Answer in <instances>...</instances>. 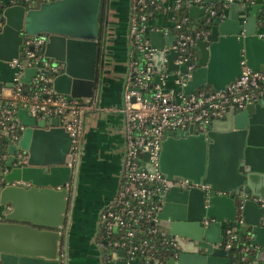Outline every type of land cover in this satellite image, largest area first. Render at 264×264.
Segmentation results:
<instances>
[{"label": "water", "instance_id": "obj_1", "mask_svg": "<svg viewBox=\"0 0 264 264\" xmlns=\"http://www.w3.org/2000/svg\"><path fill=\"white\" fill-rule=\"evenodd\" d=\"M190 3L187 13L198 18L203 7ZM261 6L253 4L241 21L242 7L232 2L205 23V36L193 45L194 67L181 86L184 93L205 84L224 88L241 73L244 58L254 69L264 64V40L254 34ZM109 10L110 0H0V60L18 56L25 34L43 35V60L49 66L42 63L40 71L49 76L53 88L85 100L94 97L97 105L106 55L112 52L108 42L117 35L118 24L110 20ZM164 25L145 34L156 48V68L173 77L183 66L175 62L176 35ZM36 73V66H27L21 80L29 82ZM17 115L26 125L18 144L27 150L28 163L5 173L0 187V264H67L83 130L70 165L73 136L57 115L37 120L25 107H19ZM14 150L10 145L9 165ZM140 164L152 170L144 161ZM159 170L169 179L157 195L155 223L158 236L166 241L161 243L164 255L149 263L139 256L127 259L124 249L114 255L107 247L102 256L109 258L107 264H229L230 251L217 243L224 239L225 226L239 218L238 230L255 247L251 264L264 262V205L259 201L264 198V99L241 109L229 107L206 130L193 132L190 125L188 133L167 134L161 142ZM179 176L210 186L174 185L172 179Z\"/></svg>", "mask_w": 264, "mask_h": 264}, {"label": "built area", "instance_id": "obj_2", "mask_svg": "<svg viewBox=\"0 0 264 264\" xmlns=\"http://www.w3.org/2000/svg\"><path fill=\"white\" fill-rule=\"evenodd\" d=\"M131 1L127 68L122 83L124 149L121 173L114 197L101 211V226L109 238L102 240L100 245L103 249L110 248L114 255L118 249H124L127 259L139 256L151 263L158 257L155 240H149L148 237L138 240L136 237L139 236L138 233L158 236L155 226L159 206L157 195L162 188L167 187L169 180L159 170L162 140L167 134L188 133L190 125L193 132L206 130L213 119L224 117L229 107L241 109L248 103L264 99V64L254 69L246 64L244 58L241 60V73L224 88H200L186 94L181 86L190 78L194 67L191 62L194 57L193 45L197 39L205 36V23L216 14L215 9L211 7L213 1ZM189 1L190 4L203 7L204 11L198 18L187 13L186 3ZM232 2L239 3L242 7L241 21L246 20L253 4H262L256 14L254 34L264 40V0H223V7ZM181 7H185L186 13L180 18H174L172 10ZM158 10H165L170 20L169 28L176 35V42L172 44L177 51L175 62L183 66L172 73L173 83L179 85L177 89L166 84L170 73L165 69L158 71L156 68L153 59L156 48L150 45L145 34L150 28L159 29L150 21ZM2 23L0 17V28ZM241 33L245 35L244 28ZM44 41L43 35L25 34L18 56L10 60H0V65L12 72L11 85L0 82V136L7 138L5 149L0 151V187L4 183V174L12 167L28 163L27 150L18 144L26 126L17 115L19 107H25L37 120L55 115L59 117L60 124L73 136V158L68 162L70 165L74 163L77 155L78 138L84 127L85 113L94 107V98L85 100L57 92L49 81V76L40 71L42 63L46 67L49 66V62L43 60L41 47ZM22 58L25 61H22ZM27 66H36L37 73L29 82H24L21 76ZM23 83H29L30 87L25 89ZM12 144L15 145L14 158L9 165L6 161L10 155L8 148ZM140 160L149 164L152 170L142 166ZM15 182L26 186L30 184L29 181L23 180ZM172 183L180 187L198 185L207 189L210 186L208 183H194L184 176L172 179ZM259 201L264 205V198H259ZM240 221L239 218L235 223L225 226L224 239L217 244L230 251L240 233L236 225ZM159 239L163 245L166 244L165 239L160 236ZM254 250V246L244 244L240 247V258L244 259L249 255L251 258L248 264H251ZM240 258L230 254L229 264H238ZM108 260V257H103V264H107Z\"/></svg>", "mask_w": 264, "mask_h": 264}, {"label": "crops", "instance_id": "obj_3", "mask_svg": "<svg viewBox=\"0 0 264 264\" xmlns=\"http://www.w3.org/2000/svg\"><path fill=\"white\" fill-rule=\"evenodd\" d=\"M119 3L120 0H110V7ZM131 5L132 1L128 0V15L132 13ZM115 14L110 20L118 24L119 17ZM166 14L165 10H158L150 21L161 28ZM108 48L114 49L106 55L98 103L96 105L93 97L94 107L88 109L84 116L81 164L68 237V243L74 248L71 255L73 264H103L99 215L114 197L121 173L124 149L122 83L127 68L129 42L120 47L111 43ZM11 74L9 68L0 65V82H10ZM166 84L174 86L171 75ZM85 229L91 230V236L85 233ZM88 242L92 249L86 251L82 245Z\"/></svg>", "mask_w": 264, "mask_h": 264}, {"label": "trees", "instance_id": "obj_4", "mask_svg": "<svg viewBox=\"0 0 264 264\" xmlns=\"http://www.w3.org/2000/svg\"><path fill=\"white\" fill-rule=\"evenodd\" d=\"M211 7L213 9H215V11H221L222 8H223V0H214ZM137 10H135L136 12ZM173 13V16L174 18H180L182 15H184L186 13V10H185V7H181V8H178V9H175V10H172ZM167 14H166V18H167ZM198 20V19H197ZM23 87L25 89L29 88L30 87V84L29 83H23L22 84ZM208 88H211L210 85L208 84H205L203 85V87L201 89H208ZM7 145V138L5 136H0V151H3L5 149ZM146 227V225H144ZM101 235H102V240H107L109 238V235H107L104 231V229L102 228L101 231H100ZM138 237H136V239L140 240L142 237H148L149 240H155V247H157L158 251H157V255L158 256H163L164 255V249L163 247L161 246V240L159 239V236H157V234H151V235H148L145 234V233H138ZM248 242L246 236L244 235V233L240 232L239 235H238V238L233 242V245L230 249V254L233 256V257H239L241 256V252H240V247L243 246L244 244H246ZM250 258L249 255H246V257L244 259H241L238 261V264H248L249 261H250Z\"/></svg>", "mask_w": 264, "mask_h": 264}, {"label": "rangeland", "instance_id": "obj_5", "mask_svg": "<svg viewBox=\"0 0 264 264\" xmlns=\"http://www.w3.org/2000/svg\"><path fill=\"white\" fill-rule=\"evenodd\" d=\"M127 2H128V0H127ZM127 2H126V0H120V3L118 5H116L115 7H113V6L110 7V10H109L110 18L113 17L115 12H117L115 15H117L119 17V21H118V26H117L116 31H115L117 34L116 38H114L112 41H109L108 45L112 43V46L114 44V45H117L118 47H120L122 45L126 46V43L128 42V33H129L131 15L130 14L128 15V13H127ZM224 10H223V12H225ZM151 23H152V21H151ZM165 23H167V24L170 23L169 18H166ZM258 30H259V26L256 27V31H258ZM114 48H112V50ZM22 61H25V59L22 58ZM1 206L2 205L0 204V207ZM85 233L88 236H91V230L85 229ZM76 241L78 242V239H76ZM82 248H86V251L89 248L91 250L92 245L90 244V242H88L86 244H83ZM73 252H74V248L69 243H67V250H66L67 264H73V258H72L73 256H71L72 254H74Z\"/></svg>", "mask_w": 264, "mask_h": 264}, {"label": "flooded vegetation", "instance_id": "obj_6", "mask_svg": "<svg viewBox=\"0 0 264 264\" xmlns=\"http://www.w3.org/2000/svg\"><path fill=\"white\" fill-rule=\"evenodd\" d=\"M102 210H103V209H102ZM102 210H101V211H102Z\"/></svg>", "mask_w": 264, "mask_h": 264}]
</instances>
